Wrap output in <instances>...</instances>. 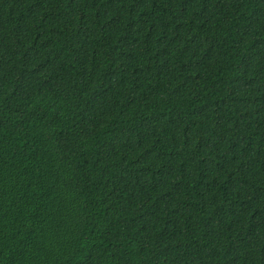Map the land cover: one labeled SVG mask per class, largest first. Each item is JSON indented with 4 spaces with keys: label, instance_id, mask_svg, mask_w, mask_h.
Returning a JSON list of instances; mask_svg holds the SVG:
<instances>
[{
    "label": "trees",
    "instance_id": "16d2710c",
    "mask_svg": "<svg viewBox=\"0 0 264 264\" xmlns=\"http://www.w3.org/2000/svg\"><path fill=\"white\" fill-rule=\"evenodd\" d=\"M0 264H264V0H0Z\"/></svg>",
    "mask_w": 264,
    "mask_h": 264
}]
</instances>
